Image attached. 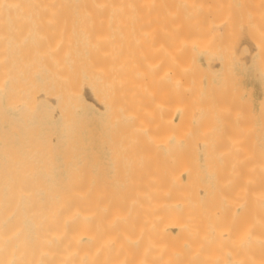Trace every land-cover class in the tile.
Returning <instances> with one entry per match:
<instances>
[{"label":"bare ground","instance_id":"obj_1","mask_svg":"<svg viewBox=\"0 0 264 264\" xmlns=\"http://www.w3.org/2000/svg\"><path fill=\"white\" fill-rule=\"evenodd\" d=\"M250 42L264 0H0V264H264Z\"/></svg>","mask_w":264,"mask_h":264},{"label":"rangeland","instance_id":"obj_2","mask_svg":"<svg viewBox=\"0 0 264 264\" xmlns=\"http://www.w3.org/2000/svg\"><path fill=\"white\" fill-rule=\"evenodd\" d=\"M251 45H252V43L247 45V47H246L247 51L245 52V54H249V56H250V60H249V56L247 55L248 56L247 60L249 62H246L245 58L247 56L244 55L245 60L243 59V62L240 64L241 67L240 66L236 67L235 72L237 75L238 83H239V85L242 86V88H241V86H240V88L244 89V90H242V95H243L242 97L244 100V104L246 105V108L248 109L247 111H249V109H250V113H248V112L245 113V115L247 117L246 121H247V123H249V125H248L249 128H248L246 136H247L248 142H250V143L252 142V144H249V145L250 146H256V145L264 142V123H263L264 122V112H262L259 109L260 101L262 100V98L264 96V71H263L264 68H263V70L261 68V66L264 67V65H262L264 63V50H262L263 55L261 54L262 51L260 52V51L254 49V52H253L251 50V48L253 46L251 47ZM248 46L251 48H249ZM250 51H252L253 53H251ZM260 57H262V58H260ZM258 58L262 59V60H259ZM261 61H263V62H261ZM260 63H262V64L260 65ZM242 75H243V77H242L243 79L240 78ZM249 94H251V95H249ZM247 95H248V97H247ZM248 116H249V119H248ZM249 120H250V122H248ZM261 126H263V127H261ZM260 127L262 129H260ZM253 130H254V132H253ZM250 133L254 134L253 135L254 137Z\"/></svg>","mask_w":264,"mask_h":264}]
</instances>
